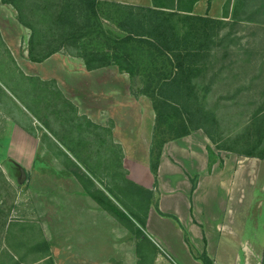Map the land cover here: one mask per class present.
Instances as JSON below:
<instances>
[{
	"label": "rangeland",
	"instance_id": "1",
	"mask_svg": "<svg viewBox=\"0 0 264 264\" xmlns=\"http://www.w3.org/2000/svg\"><path fill=\"white\" fill-rule=\"evenodd\" d=\"M195 5V15L225 22L214 38L216 45L205 70L197 77L199 103L214 118L206 124L215 139H208L211 158L242 157L247 151L264 157V0H201L198 8ZM6 8L10 13L0 11V27L15 44L11 46L19 66L0 40V264H14L22 255L21 264H29L30 246L43 237L54 261L62 259L58 264H123L121 256L126 257L140 239L98 205L90 212L93 234L83 233L88 217L79 216L87 213L82 203L86 197L65 167L72 165L71 154L55 138L73 147L83 162L79 171L91 174L95 187L112 190L123 208L142 219L141 200L125 195L129 190L124 179L133 180L123 165V153V168H119L120 154L113 144L121 152L119 140L130 147L131 143H125L130 133L152 140L155 114L148 113L151 102L126 73L115 66L87 71L70 49H61L40 63L27 61L30 31L19 24L12 6ZM105 27L117 32L109 23ZM60 94L78 115L97 127L74 118L73 108L64 104ZM135 105L142 109L140 120L145 125L130 119ZM113 110L118 115L125 112L127 132L117 130L111 119ZM253 158L256 163L264 160ZM156 250L153 245H142L141 262L149 264Z\"/></svg>",
	"mask_w": 264,
	"mask_h": 264
},
{
	"label": "trees",
	"instance_id": "2",
	"mask_svg": "<svg viewBox=\"0 0 264 264\" xmlns=\"http://www.w3.org/2000/svg\"><path fill=\"white\" fill-rule=\"evenodd\" d=\"M198 1L151 0L150 7L107 0H1V3L12 6L19 24L30 31L27 42L30 61L40 63L61 49H70L83 61L87 71L115 66L126 73L133 84L138 83L137 91L150 100L155 114L149 167L156 184L161 152L167 142L199 129L215 142L209 128H206L208 121L214 118L208 117L199 103L197 77L205 70L210 51L216 45L214 38L225 22L206 15H195L193 7ZM105 23L117 32L106 28ZM60 95L64 104L73 108L74 118L97 127L88 118L78 115L75 106ZM62 113L64 111L61 110ZM55 142L71 154L72 165L65 164V167L86 195L140 239L136 244V253L139 264H145L141 262V246L152 245L142 233L150 206L158 211L157 201H152L154 191L124 179L125 190H129L125 195L138 197L142 202L144 216L141 219L135 212L123 208L112 190H99L90 173L88 176L79 171L83 162L72 146L64 145L57 138ZM113 147L119 151L117 161L122 169L121 148L114 144ZM207 151L210 166L212 149L208 147ZM241 155L264 158L249 151ZM194 187L195 182H192V189ZM161 215L179 224L174 216ZM184 240L196 260L212 264L205 250L200 254L194 252L186 233ZM29 249L27 256H33L29 264H55L45 237ZM21 263H24V255L18 256L14 262ZM261 264H264V253Z\"/></svg>",
	"mask_w": 264,
	"mask_h": 264
},
{
	"label": "crops",
	"instance_id": "3",
	"mask_svg": "<svg viewBox=\"0 0 264 264\" xmlns=\"http://www.w3.org/2000/svg\"><path fill=\"white\" fill-rule=\"evenodd\" d=\"M107 1L144 7L152 5L151 0ZM200 2L201 0L195 5V9ZM6 7L0 0V11L8 12ZM0 40L7 47L12 62L19 66L16 50L11 46L15 44L7 39L6 30L2 27ZM25 56L28 57L27 52ZM22 71L24 77L28 76ZM148 109V113H154L150 106ZM131 111L134 115L130 114V119L146 124L143 119L140 120L144 114L139 106L135 105ZM124 114L125 112L118 115L113 110L111 119L117 130L125 132V121L128 118L123 120ZM127 136L125 143L132 144L129 149L123 145L122 140H119V144L122 147L123 165L129 177L138 185L155 191L157 195L158 211L150 206L144 229L149 242L157 249L149 264H202L191 254L185 243L184 233L194 252L200 254L205 250L212 264L262 263L264 160L256 163L253 157L229 154L227 157L217 156L209 166L207 148L211 146L208 137L199 129L163 146L155 184L149 167L151 136L141 137L138 133ZM192 182H195L194 189ZM77 195L82 196L79 193ZM83 196L86 197L82 203L85 204L87 213H82L79 217H88L86 232L83 233L93 234L90 227L93 224L89 223V218L97 204L84 191ZM161 214L174 216L179 224ZM87 244L91 245L89 242ZM61 260L60 257H55L57 264ZM121 260L123 264H139L136 243L126 257L121 256Z\"/></svg>",
	"mask_w": 264,
	"mask_h": 264
},
{
	"label": "water",
	"instance_id": "4",
	"mask_svg": "<svg viewBox=\"0 0 264 264\" xmlns=\"http://www.w3.org/2000/svg\"><path fill=\"white\" fill-rule=\"evenodd\" d=\"M24 178H25V172L21 170V180H24Z\"/></svg>",
	"mask_w": 264,
	"mask_h": 264
}]
</instances>
